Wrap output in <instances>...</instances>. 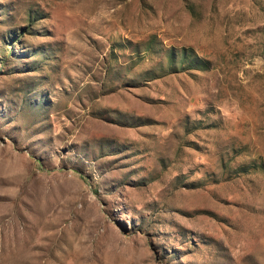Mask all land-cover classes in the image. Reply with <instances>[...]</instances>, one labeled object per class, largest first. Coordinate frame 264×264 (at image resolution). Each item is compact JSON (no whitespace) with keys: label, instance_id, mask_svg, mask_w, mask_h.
<instances>
[{"label":"rangeland","instance_id":"1","mask_svg":"<svg viewBox=\"0 0 264 264\" xmlns=\"http://www.w3.org/2000/svg\"><path fill=\"white\" fill-rule=\"evenodd\" d=\"M0 264H264V0H0Z\"/></svg>","mask_w":264,"mask_h":264}]
</instances>
